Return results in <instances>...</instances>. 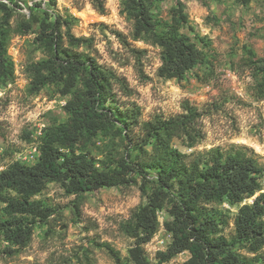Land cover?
<instances>
[{"label": "trees", "instance_id": "trees-1", "mask_svg": "<svg viewBox=\"0 0 264 264\" xmlns=\"http://www.w3.org/2000/svg\"><path fill=\"white\" fill-rule=\"evenodd\" d=\"M158 1L123 0V13L134 21L130 38L160 48L159 77L182 81L206 62L209 72L195 77L210 80L216 58L212 54L209 59L183 31L189 23L184 2L177 0L170 17L164 18L156 11ZM56 3L36 1L27 15L18 0H0V87L16 78L9 55L13 35L36 32L34 41L44 58L30 64L31 91L54 85L68 97L64 106L68 118L46 128L38 159L28 165L15 161L0 171V201L5 204L0 232L14 246L3 252L20 253L32 241L33 225L49 223L54 210L34 196L49 182L58 181L75 195L76 216L89 192L139 187L145 202L120 226L133 240L128 255L123 257L109 242L100 244L114 264H154L146 245L160 230L159 212L164 209L171 216L163 223L171 242L166 250L156 252V264L183 252L190 257L181 264H264V167L254 150L240 145L197 149L206 138L202 119L211 108L190 100L183 101L178 114L157 113L144 119L142 107L121 99L115 89L119 85L131 95L127 80L99 62L93 52L94 37L77 36L67 20L50 11ZM91 3L100 14L106 13V0ZM113 33L136 56L141 77L148 78L142 62L146 49L132 46L119 30ZM205 46L211 47L209 42ZM238 67L250 71L254 96L264 101V56L247 50L232 63L235 72ZM176 139L193 150L182 151L175 146ZM27 140L32 141L29 134ZM101 141L108 143L107 150H100ZM225 202L238 207L233 218L222 207ZM86 261L94 264L90 256Z\"/></svg>", "mask_w": 264, "mask_h": 264}, {"label": "rangeland", "instance_id": "rangeland-1", "mask_svg": "<svg viewBox=\"0 0 264 264\" xmlns=\"http://www.w3.org/2000/svg\"><path fill=\"white\" fill-rule=\"evenodd\" d=\"M18 1L23 6L21 11L30 15L29 6L40 0ZM56 1L50 11L67 20L77 36L94 37L93 52L99 62L125 78L132 90L129 95L116 85L119 96L128 103H138L144 119L157 113L178 114L183 111L184 100L210 107L202 119L206 138L197 149L248 146L264 167V101L254 96L250 71L242 67L236 72L232 69V63L239 62L247 50L264 56V0H182L189 16L183 31L208 53L209 59L212 54L216 58V72L210 80L195 77L209 72L211 67L205 62L182 81L159 77L160 48L130 38L134 21L123 13V0H106L105 14H100L91 0ZM176 1L159 0L157 13L169 18ZM113 30L126 34L132 46L146 49L142 62L148 78L141 77L135 68L136 56ZM35 36L36 32L13 35L10 42L9 55L16 65V78L13 83L0 87V128L4 132V137H0V171L15 161L33 164L40 155V151L35 159L29 155L35 142H39L47 127L68 118L64 108L68 97L58 93L54 85H47L38 93L31 91L30 64L44 58ZM205 42L211 47H206ZM28 134L32 141L27 140ZM174 144L184 152L193 150L178 139ZM98 146L100 150H107L108 143L101 141ZM34 199L44 201L54 210L49 223L39 221L33 225L32 241L14 255L3 252L12 245L0 232V264H88L86 256L94 264H114L100 244L109 242L126 257L133 240L122 233L120 226L134 208L145 202L138 186L104 187L85 194L81 214L76 216L72 212L75 195L67 193L58 181L49 182ZM4 206L0 201V216H4ZM222 207L231 218L238 211L237 206L228 202ZM159 218L161 228L146 245L154 264L158 262L156 252L166 250L171 242V235L163 226L171 216L164 209L159 212ZM189 257V252H183L163 264H181Z\"/></svg>", "mask_w": 264, "mask_h": 264}, {"label": "built area", "instance_id": "built-area-1", "mask_svg": "<svg viewBox=\"0 0 264 264\" xmlns=\"http://www.w3.org/2000/svg\"><path fill=\"white\" fill-rule=\"evenodd\" d=\"M34 146L31 148L29 155L31 158L35 159L39 155V142H35Z\"/></svg>", "mask_w": 264, "mask_h": 264}]
</instances>
